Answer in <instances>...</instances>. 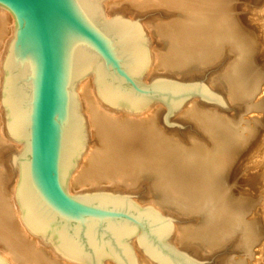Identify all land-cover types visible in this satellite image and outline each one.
Segmentation results:
<instances>
[{"label": "bare ground", "instance_id": "obj_1", "mask_svg": "<svg viewBox=\"0 0 264 264\" xmlns=\"http://www.w3.org/2000/svg\"><path fill=\"white\" fill-rule=\"evenodd\" d=\"M235 1L102 3L107 14L150 15L145 36L151 65L141 81L167 77L188 82L204 76L228 108L191 97L169 117L187 125L189 131L180 136L161 126L165 105L153 100L138 110L118 108L104 100L91 71L75 86L86 128L85 148L68 175L69 192H126L173 216L177 223L169 241L197 262L216 254L215 264H246L258 252L264 261V241L247 204L228 190L227 179L232 157L254 132L241 116L264 112V97H258L264 91V67L258 66L264 64V0L248 8L245 27L234 14ZM11 32L9 11L0 6V80ZM21 146L5 131L0 90V257L8 264H83L59 254L25 224L14 194L18 178L10 158L11 149L19 148L20 153ZM253 152L260 159L261 174L252 182L262 188L264 208V135ZM130 247L138 264H156L140 247L139 233ZM103 264L116 263L111 259Z\"/></svg>", "mask_w": 264, "mask_h": 264}, {"label": "water", "instance_id": "obj_2", "mask_svg": "<svg viewBox=\"0 0 264 264\" xmlns=\"http://www.w3.org/2000/svg\"><path fill=\"white\" fill-rule=\"evenodd\" d=\"M104 1L0 0L12 19L0 90L5 131L22 144L13 157L17 205L34 233L76 262L138 264L130 245L139 233L156 264H201L169 241L172 217L142 207L129 193L68 191L86 135L75 86L89 72L106 102L138 110L155 100L166 106L168 125L193 96L228 108L202 81H141L151 65L144 29L129 19L108 20ZM0 264L8 263L0 257Z\"/></svg>", "mask_w": 264, "mask_h": 264}, {"label": "rangeland", "instance_id": "obj_3", "mask_svg": "<svg viewBox=\"0 0 264 264\" xmlns=\"http://www.w3.org/2000/svg\"><path fill=\"white\" fill-rule=\"evenodd\" d=\"M249 0H236L234 3V14L237 16L239 20V24L243 27L246 25H249L248 18L246 17V12H248L249 7H253V4L255 3V0H251V3H245ZM246 7V8H244ZM158 11V10H157ZM102 12L106 16V18L109 20L114 19L119 16H123L126 19L132 20L135 23L139 24L143 29L144 32L148 30L146 21L150 18V15H134V16H128L121 14L119 12L114 13H108L107 9H105L104 5L102 4ZM159 14H162V12ZM163 15V14H162ZM164 16V15H163ZM248 29V28H246ZM155 41H152V46H155ZM151 44V42H150ZM259 64V63H258ZM260 68L264 67L263 63H260L258 65ZM163 71L159 72V75L162 74ZM193 81H202L208 86L210 84L204 79L203 77L196 78ZM149 81H146L148 83ZM264 89V87H263ZM263 96L264 97V91L261 95H258V97ZM231 114V113H230ZM165 113H162L161 115V126L168 129H174L176 130L180 136H184L185 133L189 131V129L186 127L184 128V125L180 124L176 117L170 118L173 125H168L164 120ZM251 117H257L258 121L254 123L253 118ZM175 118V119H174ZM176 120V121H175ZM242 121H248L249 126L254 128V132L248 137L247 143L242 146L240 149H238L235 153V155L232 157V161L229 164V169L227 173V179L229 181V188L228 190L233 194L235 198L242 199L244 204H247V207L249 209V217L252 218L255 222V229L257 231V235L261 238V240L264 241V208L262 204V188L258 185H253V178L255 176L258 177V174L260 175L261 169L260 167H257V163L259 162V158L254 156L253 150L257 145H261L264 135V112H260L259 114L256 113H249L244 114L241 116ZM242 127L245 126V123L241 124ZM243 136H248L247 132L243 133ZM91 144L93 143L92 139ZM20 151L19 148H13L11 149L10 158L13 159L14 155L18 154ZM142 196V194H140ZM132 197L143 207H146L150 205V203H147L146 201H140L137 197ZM170 216V215H168ZM173 218V223H177L176 218L173 216H170ZM182 221V220H181ZM189 223L188 225H190ZM173 244V243H172ZM173 246L177 250H181L177 245ZM184 251V250H183ZM254 251H258V246L254 248ZM261 254L258 252L255 255L252 256V261L249 259L246 261V264H264V261L261 262ZM239 256H235L234 258L237 259ZM258 259V261H256ZM199 263L201 264H215L216 263V254L212 256H207L201 260H199Z\"/></svg>", "mask_w": 264, "mask_h": 264}]
</instances>
